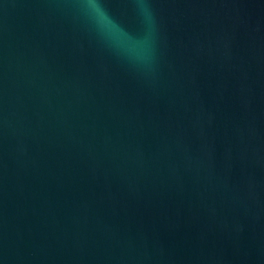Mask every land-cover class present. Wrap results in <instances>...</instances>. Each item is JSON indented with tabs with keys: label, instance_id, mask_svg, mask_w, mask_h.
Listing matches in <instances>:
<instances>
[{
	"label": "water",
	"instance_id": "water-1",
	"mask_svg": "<svg viewBox=\"0 0 264 264\" xmlns=\"http://www.w3.org/2000/svg\"><path fill=\"white\" fill-rule=\"evenodd\" d=\"M0 0V264H264V0Z\"/></svg>",
	"mask_w": 264,
	"mask_h": 264
},
{
	"label": "clouds",
	"instance_id": "clouds-1",
	"mask_svg": "<svg viewBox=\"0 0 264 264\" xmlns=\"http://www.w3.org/2000/svg\"><path fill=\"white\" fill-rule=\"evenodd\" d=\"M87 7L91 13L95 14L101 22L107 19V14L98 0H87Z\"/></svg>",
	"mask_w": 264,
	"mask_h": 264
}]
</instances>
